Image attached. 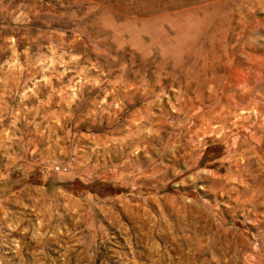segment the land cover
Returning <instances> with one entry per match:
<instances>
[{"label": "rangeland", "instance_id": "1", "mask_svg": "<svg viewBox=\"0 0 264 264\" xmlns=\"http://www.w3.org/2000/svg\"><path fill=\"white\" fill-rule=\"evenodd\" d=\"M0 264H264V0H0Z\"/></svg>", "mask_w": 264, "mask_h": 264}]
</instances>
